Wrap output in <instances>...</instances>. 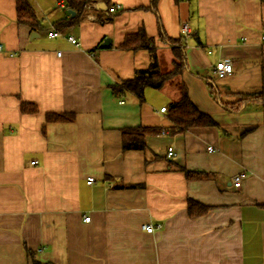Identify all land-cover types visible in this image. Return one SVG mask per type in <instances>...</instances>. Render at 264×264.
Here are the masks:
<instances>
[{
    "label": "crops",
    "instance_id": "crops-1",
    "mask_svg": "<svg viewBox=\"0 0 264 264\" xmlns=\"http://www.w3.org/2000/svg\"><path fill=\"white\" fill-rule=\"evenodd\" d=\"M27 2L38 31L17 23L16 0H0V264H264V109L226 108L264 94V0H158L166 36L185 39L178 82L216 124L176 134L167 118L175 83L145 90L141 104L111 91L148 66L147 51L118 48L141 28L161 73L172 69L155 16L141 9L149 0H109L120 6L110 22H96L94 6L61 30L55 24L73 17L63 4ZM220 59L232 73L217 80ZM46 114L73 119L47 123ZM136 127L161 132L145 150L123 152L121 131ZM188 200L208 211L191 218Z\"/></svg>",
    "mask_w": 264,
    "mask_h": 264
},
{
    "label": "trees",
    "instance_id": "trees-1",
    "mask_svg": "<svg viewBox=\"0 0 264 264\" xmlns=\"http://www.w3.org/2000/svg\"><path fill=\"white\" fill-rule=\"evenodd\" d=\"M61 2L64 8L74 13L73 17L61 20L55 24L58 30L66 27L74 26L84 20L85 13L92 6L103 4L104 10H98L101 12V16L96 18V22H110L111 16L108 12L110 7L109 0H55ZM182 0H173L177 5ZM158 0H149V6L141 8L143 10L150 11L156 18L157 24V38L158 40L167 45L172 61V69L167 73H161L159 68L158 59L156 56V50L154 45V39L145 35L144 30L141 28L135 34L126 35L123 42L119 45V49L123 51L136 52L139 50H145L149 54V63L146 69H135L131 79L120 81L119 84L111 86V91L114 95L122 93L129 94L137 99L138 103L144 102V92L147 89L159 90L165 84L170 83L178 86L180 98L177 102L172 103L168 110L167 118L173 124V127L168 129L170 133H182L189 128L193 127H212L216 126L215 122L205 114L200 113L193 104L189 101L185 87L178 82V77L186 70L185 63V39L169 38L166 36L163 26L161 24L158 12H157ZM16 15L17 23L26 25L31 30H40V23L34 14L32 7L27 0H16ZM101 46H97L93 50L99 49ZM210 93L214 96L215 92L211 85H209ZM259 104L264 109V94L258 93L256 95L243 97L235 103L233 108H226L230 110H239L244 107L245 104ZM22 113H35L36 110L32 105L22 104ZM72 115L65 114H46L45 121L47 123H64L71 122ZM161 130L157 128H126L121 131V148L122 151H142L146 149V137L160 134ZM187 178H199L201 175L184 172ZM125 188H135V186H125ZM208 211L207 207L198 205L197 203L188 200L187 212L191 218L204 215Z\"/></svg>",
    "mask_w": 264,
    "mask_h": 264
},
{
    "label": "built area",
    "instance_id": "built-area-1",
    "mask_svg": "<svg viewBox=\"0 0 264 264\" xmlns=\"http://www.w3.org/2000/svg\"><path fill=\"white\" fill-rule=\"evenodd\" d=\"M62 3H59V6H61ZM94 7V6H92ZM120 11V6L119 5H112L108 12L110 13V15H115ZM182 33L184 36H186L189 33L188 27L186 25L182 26ZM49 38H55L58 36V34L56 32H50L47 35ZM66 40L68 41V43L72 46H77V41L76 39H74L73 37H67ZM261 43L264 44V34L261 36ZM57 55H59V53H57ZM213 73L215 75V78L217 80H222L227 78L228 76L231 75L232 73V63L229 59H220L218 60L214 66H213ZM122 103V102H121ZM165 108H161L160 112H164ZM208 152H211L212 149L211 148H207ZM174 156V152L172 150V148H168L166 151V157L168 159L172 158ZM243 175H239L237 177H235V179L233 180V186L235 188H238L241 182V179L243 178ZM93 182L92 178L87 179V184L90 185ZM85 222L89 221V217L84 218ZM144 230L146 233H151L154 230V227L151 225H146L143 226ZM159 226H156V229H159Z\"/></svg>",
    "mask_w": 264,
    "mask_h": 264
},
{
    "label": "water",
    "instance_id": "water-1",
    "mask_svg": "<svg viewBox=\"0 0 264 264\" xmlns=\"http://www.w3.org/2000/svg\"><path fill=\"white\" fill-rule=\"evenodd\" d=\"M97 9H99V10H104L105 9V6L103 5V4H98V5H96L95 6ZM68 13L71 15V16H74V13L72 12V11H69L68 10ZM32 36H36L34 33H32L31 34V37ZM109 43H110V41H109V39H104L103 40V42H102V44H101V46L102 47H107L108 45H109Z\"/></svg>",
    "mask_w": 264,
    "mask_h": 264
}]
</instances>
